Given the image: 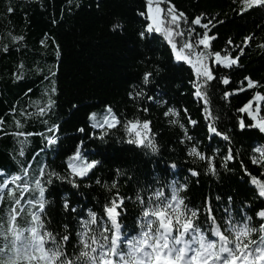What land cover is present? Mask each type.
<instances>
[{"label":"snow or ice","instance_id":"1","mask_svg":"<svg viewBox=\"0 0 264 264\" xmlns=\"http://www.w3.org/2000/svg\"><path fill=\"white\" fill-rule=\"evenodd\" d=\"M163 2L167 4L166 8H162L158 0H145L144 10L138 12L144 26L137 36L143 46L162 39L169 49L173 66L186 68L193 100L201 103L208 142L204 144L192 134L199 121L192 118L187 107L171 106L166 94L159 90L148 94L149 86L158 78L162 79L163 69L157 64L142 74L139 84L132 86L128 99L136 105L137 111L144 113L155 105L163 107L168 123L180 128L177 143L183 146L181 152L185 163L190 165L183 180L176 177L178 166L172 161L166 169L172 179L162 182L157 175L154 182L158 186H147V198L142 195L145 188L138 187L133 199L120 192V185L121 182L139 185V180H134L135 169L117 168L115 178L108 181L97 177L102 160L96 157L103 155L101 149L108 145L114 131L123 129L120 142L132 146L128 151L139 149L145 155H160L151 120L122 117L110 105H105L100 119L96 112L88 114L89 128H76L81 135L65 153L63 171H58L46 159H38L41 153L51 151L53 146L58 149L62 143L61 123L50 121L56 106L53 97L58 91V69L49 68L44 75L48 87L40 100L28 105L34 111L13 105L9 109L14 125L12 132L5 130V120L0 117V136L15 138L17 148L13 159L18 166V171L11 174L0 169V264H264V206L255 204L259 201L264 205V144L254 141V146L250 145L251 154H247L244 145L236 147L235 140L237 135L250 133V130L264 140V92L260 90L264 84L250 75L243 76L238 82L232 80V74L242 67L241 57L246 49L255 45L264 51V37L254 30L244 35L240 43L229 37L222 50H215L212 42L218 38V33H213L212 29L224 24L223 19L208 17L205 13L189 17L171 0ZM232 2L238 5L232 11L241 18L249 12H261L262 19L256 28L264 33V0ZM13 11L15 9L9 4L7 13ZM117 30H122L119 23L113 26V31ZM23 40L24 36L16 35L13 30L0 34V52L8 54L13 47L19 51V42ZM56 55L59 59L58 44ZM148 62L151 63L150 57ZM23 68L21 62L18 70L12 73L14 80L23 78ZM233 83L238 86L233 88ZM219 85L225 86L221 97L224 100L246 90L253 91L252 97L236 110L235 125L226 129L218 126L220 117L210 107L211 95ZM32 119L43 125L42 131L23 130L26 122ZM32 136H40L44 147L28 159L26 151ZM86 141L97 147L87 149ZM171 151L175 152V148ZM246 155L250 164L256 167V173L245 162ZM200 164H203L202 169ZM201 175L217 182L239 175L240 181L249 186L252 199L236 205L234 197L228 194L223 215L218 217L219 207H213L210 194L199 206L187 195L189 180L199 184ZM93 180L106 193L103 203L97 201L99 211L94 210L95 206H82L73 199L82 195V185L90 188L92 184L87 182ZM57 183L67 187L51 198ZM214 199L219 205L224 197L216 194ZM128 200L139 206L135 228L123 222ZM53 204L58 205L62 219L57 220L51 215Z\"/></svg>","mask_w":264,"mask_h":264},{"label":"trees","instance_id":"2","mask_svg":"<svg viewBox=\"0 0 264 264\" xmlns=\"http://www.w3.org/2000/svg\"><path fill=\"white\" fill-rule=\"evenodd\" d=\"M158 2L161 7H167L163 0ZM171 3L189 17L205 13L208 17L217 16L225 21L224 24L212 29L213 33H218V38L212 42L215 50H222L229 37L238 44L244 35L254 30L264 37V33L256 28L261 22L262 13L249 12L241 18L232 11L238 7L232 0H171ZM9 4L15 9L11 14L7 13ZM144 7L145 0H0V34L13 30L16 35L24 36V40L19 42V51L13 47L8 54L0 52V117L5 120V130L8 132L14 130L9 109L13 105H18L27 108L28 111H34L33 108H28V105L30 102L40 100L48 87L44 75L49 68L58 69L56 75L58 91L53 97L56 106L50 121L61 123L62 143L58 149L53 146L51 151L41 153L38 159H46L52 168L63 171L65 153L81 135L76 132V128L80 126L89 128L87 121L90 112H96L97 118H102L105 105H110L116 113L128 119L134 116L149 119L152 122V133L155 134V140L160 146L159 156L145 155L139 149L128 151L127 149L132 146L120 142V137L124 135L123 129H120L113 132L108 145L101 149L103 155L96 157L102 160L97 177L104 181L114 179L117 168L136 170L134 180L138 179L139 185L136 182H121L120 185V192L133 199L138 187L145 188L142 195L146 199L147 186L151 185L152 188L158 186L154 182L157 175L162 182L172 179L171 173L166 171L170 162L174 161L177 164L176 177L181 181L186 175L187 167L190 166L185 163L184 154L181 152L183 146L177 143L181 130L178 126H171L168 123V118L163 115L164 108L155 105L148 113H144L137 111L136 105L129 102L128 92L132 90L133 85L140 83L141 76L146 70H152L157 64L163 69L160 74L162 79L158 78L149 86L148 94L159 90L166 94L165 98L171 106L187 107L192 118L199 121L192 134L203 140L204 144L208 142L205 139L206 129L201 115V103L193 100L186 68L173 66L169 49L164 46L162 39L148 46H143L138 39L137 33L144 26V20L138 12L144 10ZM117 23L121 25L122 30L113 31V26ZM56 44L59 45V59L56 55ZM149 57L151 63L148 62ZM21 62L24 64L23 78L14 80L12 73L18 70ZM241 65L242 67L232 74L234 82L240 81L245 75H250L252 79L264 84V51L255 45L246 49L245 55L241 57ZM237 86L236 83L232 85L233 88ZM224 88L225 86L219 85L218 89L214 90L210 105L213 113L219 115L218 126L222 129L235 125L238 115L236 110L253 95L252 90H246L224 100L221 98ZM28 89L32 91L29 93ZM260 90L264 92V88ZM73 105L77 107L73 108ZM181 119H184L183 115ZM189 128L191 130V126ZM23 130L40 132L43 125L36 119L28 120ZM250 133L235 137L236 147L244 145L247 154H251L250 145L254 146V141L264 144V140H260L254 130H250ZM29 140L26 155L31 159L34 152L44 147V141L40 136L29 137ZM204 144L201 145L202 149ZM96 147L97 144L86 141L87 149ZM16 148L12 135L0 136V169L7 170L9 174L18 171L13 159ZM172 148H175V152L171 151ZM133 161L135 163H132ZM245 162L249 163L254 173L257 172L256 167L248 161L247 155ZM199 167L202 169L203 164ZM87 183H91L92 186L88 188L82 185L80 189L82 195L73 199L78 200L82 206H95L94 210L99 211L97 201L103 203L106 193L100 186L95 185L94 180ZM189 183L190 192L187 195L191 201L199 206L203 198L210 194L213 197V207H219L218 217L223 215L228 194L234 197L236 205L242 200L252 199L248 192L249 186L240 181L239 175L223 182L201 175L199 184L193 183L191 179ZM66 187L57 183L51 198L58 196ZM216 194L224 197L219 205L214 199ZM126 204L128 211L123 222L126 226L135 228L134 219L140 214L139 206L132 200L126 201ZM255 204L257 207L264 206L259 201ZM250 214L254 216V213ZM51 215L57 220L62 219L58 205H52Z\"/></svg>","mask_w":264,"mask_h":264},{"label":"rangeland","instance_id":"3","mask_svg":"<svg viewBox=\"0 0 264 264\" xmlns=\"http://www.w3.org/2000/svg\"><path fill=\"white\" fill-rule=\"evenodd\" d=\"M163 8V7H162Z\"/></svg>","mask_w":264,"mask_h":264}]
</instances>
